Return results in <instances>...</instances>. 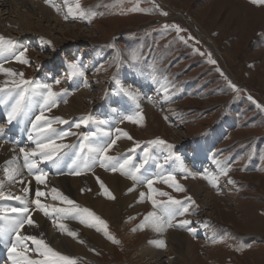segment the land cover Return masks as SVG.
<instances>
[{
    "label": "rangeland",
    "instance_id": "1",
    "mask_svg": "<svg viewBox=\"0 0 264 264\" xmlns=\"http://www.w3.org/2000/svg\"><path fill=\"white\" fill-rule=\"evenodd\" d=\"M48 1L49 4L41 6L53 11L60 23L46 24L41 21L45 32L34 29L33 37L24 36L16 44V47L25 46L22 51L27 49L23 58L28 63L19 62L22 67L17 71L23 73L24 80L48 84L58 95L67 91L65 97L71 101L74 92L70 85L69 90L64 86L79 75H72L69 65L79 62L82 70L85 66L93 67V96L88 110L84 112V115L93 116L90 122L98 120V113L108 101L115 106L120 98L124 100V95H127L133 102L132 97L124 93V84L127 88L133 82L135 87L142 86L143 78L149 76L153 82L158 84V81H162L167 87L165 95L158 94L160 88H154L153 94L157 97L153 101L141 96L150 106L152 104V114L138 108L137 114H142L143 120L133 123L125 119V116H129L125 115L116 126V134L120 130L132 137L124 152V159L136 158L135 165H138L147 159L145 154L137 155L136 151L155 153L154 165L145 179L133 181L123 174L126 183H135L139 187L136 191L139 201H143L147 208L141 214L133 215L132 219L122 216L117 228L105 221L108 234L119 243L108 239L103 225L97 223L107 248L97 247L90 258L72 257L76 264H150L144 245L153 241L156 231L151 220L148 221L151 226H139L145 223V217L150 212L161 217L162 204L169 203L170 198L181 201L189 208L188 213L177 216L172 223L175 225L178 221L189 220L191 223L186 228L195 230L194 234L180 227L164 230L168 234L175 232L189 238L193 247L186 264H264V108H257L248 99L250 95L264 106V6L253 5L249 0H68L67 4L65 0ZM76 3H79L80 9H76ZM69 7L73 9L72 13ZM19 9L15 10V16H27L23 9ZM80 10L95 12L96 15L81 17ZM33 17V20L40 21L39 17ZM165 25L169 27L166 29ZM173 25L183 31L177 33L171 27ZM6 34L4 32L0 37L11 41L16 38L15 35ZM209 53L215 64L209 62ZM60 63L64 67L61 68L63 72L59 70ZM126 73L131 74L128 77ZM14 78L18 81L21 79L18 75ZM57 80L60 83H55ZM229 81L240 91H234ZM3 86L7 93L13 88L12 83ZM137 88L139 93L140 88ZM150 92L148 94L152 97ZM15 96V91L6 96L10 99L8 111ZM161 97L171 98L172 104L163 106L158 103L153 106ZM57 99V105L50 109L58 111L63 107L60 97ZM70 120L71 117L64 118V121L70 122L73 131L70 133H76L77 140L83 142L85 137L90 138L91 131L84 130L82 123L81 127H75L79 120ZM14 123L12 126L18 125L17 121ZM4 124L0 116V126ZM124 124L128 130L126 127L119 129ZM13 134L17 135V132ZM15 135L10 138L20 145V138ZM27 138V144L23 147L32 151L36 139ZM157 139L174 147L169 149L166 145L149 143ZM55 144L69 146L63 141ZM196 144L204 146L206 158L212 164L215 161L219 167L218 173L221 166L229 165L228 175L216 172L210 176V172L204 174L195 168L194 175L186 173L178 157L182 158L185 150L195 153ZM113 147L107 155L117 157L118 152ZM63 149L58 157L63 155L62 162H68L73 147ZM197 152L199 154L200 150ZM131 164L132 161L125 171ZM177 165L182 175L175 172ZM163 169L166 175L157 178L154 172ZM25 173L31 177L28 172ZM69 173L68 170L63 171L56 176V181L70 177ZM169 175L174 177L182 191L173 186ZM213 177L218 178L215 187L209 182ZM194 178L208 188L214 197L210 202L208 200L207 206L202 205V199L196 197L188 186ZM229 179L235 182L234 188L230 185L232 189L227 185ZM148 180L152 181L151 187ZM30 184L29 180H24L20 186L24 188L27 185L30 188L27 195L34 199ZM20 186L19 189H22ZM141 193H144L143 197ZM6 208L5 205L0 206V209ZM41 214L44 213L38 215ZM31 215L33 218L36 213L32 211ZM65 220L71 219L61 222L65 223ZM28 227L26 225V230ZM23 234L28 235L26 232ZM10 238L4 245L8 244ZM27 242L29 247L34 246L31 241ZM165 244L162 251H166L169 242L165 241ZM150 245L157 247L154 243ZM32 249L25 255L32 260H42ZM3 255V244H0V257ZM159 259L156 264H170L167 258ZM9 262L7 260V264Z\"/></svg>",
    "mask_w": 264,
    "mask_h": 264
},
{
    "label": "bare ground",
    "instance_id": "2",
    "mask_svg": "<svg viewBox=\"0 0 264 264\" xmlns=\"http://www.w3.org/2000/svg\"><path fill=\"white\" fill-rule=\"evenodd\" d=\"M44 4H49V3L45 2L44 0H0V34L6 32L7 33L6 35L11 34L13 36L15 35L16 37L13 38L12 36L13 38L12 41L15 42L12 51H5L3 53H0V66H2V68L11 69L13 72H17L18 70H20L22 65L19 64V62L14 57L20 51H22V48H24L25 46L21 47V45H19L18 47H16L17 41L19 40L18 42L20 43L24 38V36L33 37V35L35 34L34 29L37 28L41 32L42 31L45 32V29L41 26V21L46 22V24L47 23L49 24L50 22L53 23L55 22L58 24L60 23L57 16L53 15L52 13L53 11L51 12V10H48L47 8L41 6ZM19 8H21V10L23 9V11L27 13V14L25 13V15L27 16L22 15L21 18H19L18 15L15 16V10L17 9L20 10ZM33 16L39 17L40 21L33 20L34 19ZM17 29L19 30L17 31ZM92 70L93 67L85 66V69H83L85 76L84 77L76 76L71 81L70 88L71 91L74 92V96L72 97L74 99L68 101L65 96L60 97L59 101L61 103L63 102V107L58 111L54 109H48L47 107L43 108L44 117H46L47 120L51 122V126L57 129L58 132H73V131L70 122L62 123L60 125V123L56 122L55 120V118L57 117L61 118L62 120H64V118L71 117L72 120L70 121L79 120L80 122H81L80 118L82 117H90V118L93 117V116L84 115V112L88 110V104L91 103L93 96L91 93L93 92V90H91V88L93 87L92 85H94L92 84L93 82L91 75ZM129 74L126 73V76L129 77L130 76ZM14 77L15 76H11L4 71H0V87L1 86L4 87L3 85H8L12 83L13 80L18 81V79H15ZM138 79L139 77L136 78V81ZM143 79L144 80L142 86L135 87L134 82L131 84V86H128V88L124 87L126 84L122 85L124 89V93L126 92L127 94H129V92H131L134 94V95H129L132 97L133 102L128 99L127 95H124V100L123 98H120L118 100V105L115 103V106L111 105L108 101L106 107L104 106V109H101L100 113H98V120L90 122L89 119L87 121V124L82 123V127L84 130L91 131V135L89 139L87 140L85 139V141L80 142L79 141L80 139L77 140L78 139L77 135L74 132L75 135L70 134L61 139H56L54 141V143L56 142L58 143V141H63L65 143L67 142L69 143L70 147H73L72 149L73 153L71 157H69L70 159L68 163L74 161L73 157L75 156V154H77L80 159H83L85 157H90L92 155L89 152L90 148L105 145L107 143H110L113 139L116 141L114 147L116 148V152H118L117 158H121V160L124 159L125 156L124 152L129 146V139L127 138V136L123 134V131L119 132L120 131L119 130L118 133L116 134V129H117L116 126L118 122L121 121L125 115H132L134 117H137L138 108L143 110L144 112H148L147 114H152L151 112L152 104L150 106V104H148L147 101L143 99L146 97L149 98L150 101H153V99L157 97L156 95L153 94L154 88L155 89L160 88L158 90V94L160 95H163L165 93V89H167L166 85L162 84V81H158L157 84L152 80H150L149 76H146ZM137 87L140 88L139 93L136 91V89H138ZM140 92H142V94ZM149 92L153 94L152 97L151 95L148 94ZM6 96H7V90L4 92H0V116H1V120L6 123L4 124V126L3 125L0 126V129H3V132L0 133V183L3 184V191L6 190L4 192L5 196H8L9 194L15 196L20 195L22 197L25 196L22 189H19L21 183L20 180L22 179L23 182L24 180H29L31 182L30 186L32 185V189L34 191L32 196L34 197V199H36L35 193L37 189L46 194L44 197H40L39 199L42 204L48 207V211L50 213L53 207H70L67 204L53 200L51 198L53 195L52 190L56 189L59 192L66 195L67 197H69V199L74 200L80 208H87L92 213H94L95 216L99 217L103 221H107L111 223V225H113L114 228H117L119 226L120 218H122V216H126L127 218L132 219L133 215L137 216L141 214L143 211H145L147 207H145L146 205L143 204V201L142 202L139 201L138 194L136 193L139 187L135 183L132 184L126 183L125 176L121 174V171L112 172L104 167H99L97 163L98 161L94 164V166L90 170L84 168L83 166L79 168L75 167L69 173V175H71L70 177L56 181V176L61 170L60 165L62 163V157L53 158L55 160V163H53V161L45 160V159L44 160L38 159V161L37 159H34L35 162L37 163V168L47 173V176L44 177L45 183L43 184L37 183L34 175H31V177H29L22 169V166L20 164V158H23V154H19V151L21 148H24L25 151H30L29 149L23 147L25 146V144H27L26 143L27 139L24 137V135H29L30 137L36 134L35 136L36 138L39 135L38 132L33 129V123H40V124L44 123L43 121L36 122L35 120V117L37 115H41L43 100L41 96L33 95L29 93L24 102L23 113L19 115L16 119L9 122L7 117V112H8L10 99L8 97L6 98ZM141 96L143 97V99H141ZM135 103H137L138 105H136ZM158 103H162V105L164 104L163 106H167L165 104H169V106L172 104L171 98L168 97H164L161 100L156 101L155 105L153 106H156ZM91 112L89 113L91 114ZM20 118L24 119L25 121L20 120ZM99 119H102L104 123H100ZM16 121L18 125L12 126V122L14 123ZM123 127H126V130H128L126 124L120 126L119 129L121 128L124 129ZM14 131L17 132V135L13 134ZM12 135H15L16 138H20V145H18V147L14 146L15 143L10 138ZM179 139L180 137H178V140ZM196 147H197L196 148L197 151L200 150L199 154L201 155H199L197 151L195 153H191L189 152V150H185L181 154L182 158L178 157L179 161L184 166L185 172L194 175L195 172L193 171V168H195L200 170L204 174L210 172L208 174L210 176L216 173L219 167L217 164H215V161L212 164L211 162H209V159L206 158L207 154L204 146L202 144H196ZM61 150L62 149L59 150V154ZM191 155H195V157H192ZM14 156L17 157V164L15 165V167H18L22 170V175L20 177H16L15 181H9L3 169L5 167V162L11 160ZM81 168L83 169V171H81ZM74 170L79 171L80 174L79 175L72 174ZM178 174L182 175L179 172ZM218 174H220V172ZM149 175L150 174L148 173V176ZM154 175L157 178H163L166 175V170L165 169L159 171L157 170L156 172H154ZM97 177L99 178V180L104 182V184L108 187V189L113 193L115 199H110L103 193V189L100 188ZM227 185L230 189H232V187L233 188L235 187L233 186L234 184L228 183ZM230 185H232V187ZM188 186L196 197L198 198L200 197L202 199V205L207 206L208 200L210 202L212 199H214L212 193L208 190V188L202 186L197 179L195 178L192 179V182L189 183ZM81 189H84V191L82 192ZM129 189H133V190L129 191ZM14 192H17L18 195H16ZM28 198H29L30 209L36 213V215H34L32 219L36 222V225L38 226L36 225L29 226L27 228L28 230H26V225H25L23 232L28 233V235H35L38 238L41 236V234H43V238L46 240V242L49 244L50 247L71 258L74 256L82 257V258H87V257L90 258V256L93 257L94 255L93 253L97 247L99 248L100 246H104L105 248H107L103 237L100 235V231H97L95 227L88 226L89 224L97 225L98 222L95 221L92 217H89L87 213H84L82 216L77 217L75 219L70 218L71 219L70 221L69 220L64 221L65 222L64 224L67 225L69 230L77 232L78 237L76 239H73L72 237L68 236L65 232L60 231L58 227L53 223L52 219L46 217L44 214H41V216L38 215L42 211L37 209L35 204L31 203V200L34 199H30V197ZM1 205H5L8 208L22 206L20 205L19 201L13 199L0 200V206ZM81 219H84L86 222L83 224L80 223ZM194 220L195 219H193L192 221ZM57 223H62V222L60 220L57 221ZM145 225L151 226L149 222H147ZM184 229L187 228H183L181 230ZM155 233L156 234L153 235L152 237L153 241L162 239L164 241L169 242V245L166 248V251H162L163 249L160 247H151L150 243L145 244L144 250L147 254L146 256L149 258V261H151L150 264H154L156 260L159 261L160 260L159 258H167V261L170 264L187 263L186 258L190 256L193 247L192 243L189 241V238L187 236L179 235L175 232L168 234L165 233V231L163 232L156 231ZM80 240L84 241V243H80L79 242ZM3 248H4V257L2 259L3 261L2 263L7 264V260H9L8 244L4 245L3 243ZM28 248L32 249V252H34L36 256H39L38 253L35 251V245L31 247L28 246ZM19 249L20 247L18 246L17 251H19ZM26 254H28V252H26ZM40 258L43 259L42 257Z\"/></svg>",
    "mask_w": 264,
    "mask_h": 264
},
{
    "label": "snow or ice",
    "instance_id": "3",
    "mask_svg": "<svg viewBox=\"0 0 264 264\" xmlns=\"http://www.w3.org/2000/svg\"><path fill=\"white\" fill-rule=\"evenodd\" d=\"M48 2V0H46ZM249 2L256 6H264V0H249ZM65 3H68V0H65ZM76 9H80L79 3H76L75 5ZM69 12L72 13L73 9L69 7ZM136 10V9H133ZM163 15H167V13H162ZM79 15L81 17L85 15H96L95 12L85 13L83 10H80ZM67 19V16L65 17ZM166 29L169 27L168 25L164 26ZM175 28L177 33L183 31L179 28L177 25L171 26ZM191 39V37H189ZM180 39H183V37H180ZM186 43V41H185ZM15 42L11 40H6L4 37H0V53H3L5 51H12L13 45ZM27 49H24L23 51H20L18 55H15V59L20 63H28L23 57L24 52H26ZM209 56V62L212 64H215L216 61L211 59V54H208ZM69 68L72 70V75H79L80 77H84L85 73L82 70L81 65L79 62L73 63L69 65ZM0 71H4L8 73L11 76H20L21 79L19 81L13 80L12 85L13 88L9 90L7 93L8 95H11L12 91L16 92V96L13 98L14 103L10 105V110L7 112L8 121L11 122L12 120L16 119L19 115H21L24 111V102L27 98V95L29 93L33 95H39L42 97L43 104H42V111L41 115H37L35 117L36 122L43 121L44 123H33V129L38 132V136L35 141V148L29 152L25 151L24 148L20 149V152L23 154V168L27 169L28 174L34 175L37 183L43 184L45 183L44 177L47 176L46 172L41 171L37 168V163L35 160L31 159L33 157L40 156L43 159L53 161L55 163L54 157L59 156V150L68 147V145L64 144H55L54 141L56 139H61L69 134L70 132H58L57 129L53 128L51 126V122L47 120L46 117L43 115V108H51L55 107L58 103V94L52 91V88L48 84H39L35 81H29L24 80L23 73H16L13 72L11 69H4L2 66H0ZM217 71H220L217 69ZM223 75V73H221ZM225 79H227L225 77ZM55 83H60V81H55ZM86 83V81H85ZM230 87L234 90L239 92L240 89L231 83V81L228 82ZM5 89L3 87H0V92H4ZM165 92H167V89H165ZM67 94V91L64 93ZM129 95H134L133 93L129 92ZM248 99L252 101L253 104H256L257 108H264V106H261L258 104L253 98L249 95ZM81 122L76 123L75 127L79 128L81 127V123L87 124V121L90 119V117H82L80 118ZM127 120L138 123L139 121L143 120L142 114H137V117L134 118L132 115H129L126 117ZM56 122L58 123H67V121L62 120L61 118H55ZM100 123H103L101 121ZM3 132V129H0V133ZM125 136H127L128 139H132L131 136L128 135V133H123ZM29 139H33L31 136ZM87 140L88 137H85ZM116 141L112 140L110 143H107L105 145H101L99 147H92L89 149V152L92 154L90 157H85L83 159H80L78 161H73V164L76 166V168H79L83 166L86 169H91L94 164L98 161L100 167H104L112 172L121 171L122 174L130 176V178L133 181H138L140 177L136 175V173H139L141 168L143 167V164L139 166H133L128 171H125L126 167L129 165L130 161L129 159H123L112 157L107 155L108 151L115 145ZM154 145H166L169 149H171L172 145H167L165 141L163 140H153L149 142ZM218 164L220 162H217ZM17 164V157H13L11 160L5 162V167L3 171L7 175V179L9 181H15L16 177H20L22 175V170L18 167H15ZM229 165H223L220 168V174L227 176ZM72 174L79 175V171H73ZM169 180L172 181L173 186L178 190L182 191L183 189L180 187L179 184L175 183L174 177L172 175H169ZM99 186L101 189H103V193L110 199H115L113 193L108 189V187L104 184L103 181L99 180L97 177ZM21 183H23V180H20ZM166 183L168 181H165ZM210 183L213 184L215 187L218 183V178L213 177L209 180ZM151 180H148V186L151 187ZM228 183L234 184L235 182L231 179L228 180ZM133 189H129V191H132ZM22 191L26 194L25 196H15L12 194H9L8 196H5L3 192V184L0 183V200L3 199H13L20 202V205L22 206H16V207H10L6 209H0V243H4L9 237H14L13 240H8V259L12 261V264H76V260L74 258H71L67 255H64L60 253L59 251L54 250L52 247L49 246V244L46 242V240L43 238V234L38 238L35 235H25L22 234L23 230L25 228V225L33 226L36 225V222L32 219L31 212L32 210L29 207V198L27 193L29 192V189L27 187L22 188ZM53 195L52 199L56 201H60L64 204H67L70 207H53L51 210V213L48 211V207L41 203L40 197H44L46 194L40 190L37 189L35 195L36 199L31 200L32 204L36 205V208L39 209L44 213L46 217H49L53 220V223L58 227V229L62 232H65L68 236L72 237L73 239H76L78 237L77 232L71 231L68 229L67 225L64 223H57V221L64 220V219H75L77 217L82 216L84 213H87L89 217H92L95 221L98 222L99 225H103L105 230V235L108 239H110L113 243H119L115 239L114 236H111L107 232V224L105 221L100 219L99 217L95 216L94 213H92L87 208H80L76 202L72 199H69L66 195L59 192L56 189H53ZM83 192L84 189H81ZM162 195H166V193H161ZM141 196H144V193H141ZM190 199V198H189ZM155 201H153V204L155 205ZM191 203H194V201H191ZM162 216L158 217L156 216L155 212H150L145 217V223H142L139 227L143 228L145 227V224L148 221L153 222L154 230L157 232H163L166 228L169 227H180V228H186L187 225L191 223L189 220H181L178 221L175 225L172 223L173 220L177 216H183L185 213H188L189 208L185 206L181 201L171 199L169 200V203L162 204ZM166 218V219H165ZM86 221L84 219L80 220V223H85ZM38 226V225H36ZM89 227H95L97 231H100L101 228L98 227L96 224H89ZM134 231L136 229H133ZM187 230L194 234L195 230L191 228H187ZM27 241H31L33 245H35V251L38 253L40 257H42V260H32L29 259L25 253L29 251V248L26 244ZM80 243H84V241L80 240ZM150 243H154L157 247L164 248L166 247L164 240H154L150 241ZM20 247V250L17 251V247Z\"/></svg>",
    "mask_w": 264,
    "mask_h": 264
},
{
    "label": "crops",
    "instance_id": "4",
    "mask_svg": "<svg viewBox=\"0 0 264 264\" xmlns=\"http://www.w3.org/2000/svg\"><path fill=\"white\" fill-rule=\"evenodd\" d=\"M214 143H215V142H214ZM178 167H179V166L177 165V167L175 168V172H176V173L179 172V171H178Z\"/></svg>",
    "mask_w": 264,
    "mask_h": 264
}]
</instances>
